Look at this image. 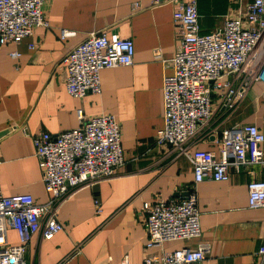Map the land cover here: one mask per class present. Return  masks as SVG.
I'll use <instances>...</instances> for the list:
<instances>
[{"label": "crops", "instance_id": "1", "mask_svg": "<svg viewBox=\"0 0 264 264\" xmlns=\"http://www.w3.org/2000/svg\"><path fill=\"white\" fill-rule=\"evenodd\" d=\"M155 0H47L43 11L47 29L31 38L0 45V192L5 197L30 195L39 205L48 202L42 172L32 147L39 133L56 136L78 127L77 112L86 118L110 115L117 121L122 166L115 177L85 186L58 209L62 231L44 240L36 233L25 253L26 264H142L147 256L160 257L182 248L209 247L199 264H258L264 238V208L248 209L247 186L264 182V165L229 170L226 182L195 185L201 236L169 241L147 249L142 206L156 200L182 199L194 184L190 163L169 147L156 146L163 127V76L172 74L170 60L178 48L172 17L176 6ZM252 0H198L201 34L213 33L225 16ZM133 4H138L133 9ZM75 33L61 39V31ZM131 39L132 65L100 73L99 95L71 97L65 88L61 60L89 35ZM33 45L30 50L29 45ZM18 52V59L10 53ZM253 124L264 135V88L252 83L236 109L216 112L211 127L199 132L195 149L212 151L218 143L212 129ZM264 154V144L260 147ZM99 203L95 207L94 202ZM8 242L18 245L13 231Z\"/></svg>", "mask_w": 264, "mask_h": 264}, {"label": "built area", "instance_id": "2", "mask_svg": "<svg viewBox=\"0 0 264 264\" xmlns=\"http://www.w3.org/2000/svg\"><path fill=\"white\" fill-rule=\"evenodd\" d=\"M46 1L0 0V45L17 44L31 38L35 29H47ZM197 1L152 3L176 6L172 24L178 38L170 60L172 74L162 78L163 127L155 144L171 148L190 163L194 184L182 199L143 204L147 249L201 236L195 185L206 180L226 182L230 169L239 172L242 167L264 165L260 149L264 135L253 124L212 129L208 137L219 144L218 158L212 151L192 145L201 130L211 127L216 112L231 111L245 101L252 83L264 88V0L239 6L234 15L224 17L220 28L207 35L199 29ZM137 8L138 4H133V9ZM60 33L62 40L75 35L65 30ZM134 53L131 39L109 38L106 32L89 35L61 60L67 94L75 98L99 95L101 71L131 66ZM10 58L18 59L19 53H10ZM77 115V128L56 136L41 132L32 138L48 202L39 205L30 195L5 197L0 192V264H26V248L36 233L50 240L62 231L57 219L60 206L85 186L115 177L123 165L121 131L114 117L86 118L81 111ZM247 193L249 210L264 208L263 181H250ZM94 204L96 208L99 205L97 201ZM8 231L16 233L18 245L9 244ZM208 253L206 245L196 251L185 247L160 257L147 256L142 264H199ZM257 256L258 264H264V238ZM121 263L129 264L126 258Z\"/></svg>", "mask_w": 264, "mask_h": 264}]
</instances>
